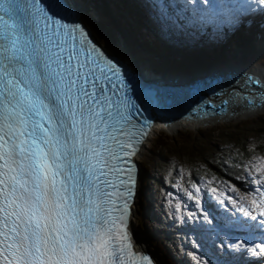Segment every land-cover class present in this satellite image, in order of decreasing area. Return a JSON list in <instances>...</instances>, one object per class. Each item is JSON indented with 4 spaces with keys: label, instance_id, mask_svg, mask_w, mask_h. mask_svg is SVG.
<instances>
[{
    "label": "snow or ice",
    "instance_id": "obj_1",
    "mask_svg": "<svg viewBox=\"0 0 264 264\" xmlns=\"http://www.w3.org/2000/svg\"><path fill=\"white\" fill-rule=\"evenodd\" d=\"M88 36L42 0H0V264H152L126 231L151 122Z\"/></svg>",
    "mask_w": 264,
    "mask_h": 264
},
{
    "label": "rangeland",
    "instance_id": "obj_2",
    "mask_svg": "<svg viewBox=\"0 0 264 264\" xmlns=\"http://www.w3.org/2000/svg\"><path fill=\"white\" fill-rule=\"evenodd\" d=\"M75 1L83 8L82 22L90 30L95 40L106 48L115 50L139 63L140 71H145L143 73L160 74L167 77V75L209 74L211 71L224 73L222 72L223 68L264 69V50H254L251 46L231 49L225 42L222 32L216 26L210 31L215 39V44L212 47L209 41L192 45V41H187L184 35L183 41L176 45L181 53H175L165 48L160 41L162 35L154 33L155 31L152 29L155 27L160 30L167 26L165 16L158 15L153 8L152 0H129L133 1L134 6L122 8L123 3H119L121 9H116L112 5L113 13L119 20L125 23L127 28L136 30L151 48V51L146 52L147 56L139 57V46L137 44L134 46L130 42L129 36L119 32L110 36L103 34L97 27V17L99 11L103 10V2L110 0ZM117 1L121 2L122 0ZM227 1L231 4L232 9H234V5L235 8L240 9V6L233 0H225L221 7H224L226 14H229L225 10ZM200 2L204 8L207 7L205 0H200ZM149 8L153 11L151 12ZM207 8L209 9V7ZM243 9L248 10V14L255 15L253 9ZM255 10L261 12L262 16L264 15V6L258 5ZM128 11L135 15V21L131 19ZM223 17L228 21L227 16ZM178 29L177 26H174V32ZM181 32L182 34L186 33L184 30ZM255 32L256 28H250L249 35H254ZM167 61H172L171 64L183 67V69L178 72L158 71V63H167ZM209 75L211 76V74ZM226 101L224 100L223 104H226ZM237 137H245L249 141L263 140V107L251 114L248 113V115L207 122L205 125H198L197 128L185 126L173 132L163 129L151 131L148 139L142 144L141 154L134 156L140 175L133 197L135 208L129 219L133 222L132 225L136 233H141L146 238L148 251L151 254L154 252L163 264L171 263L166 261L165 257L155 248V243L144 234V224L162 231L167 249L178 257L181 264H219V261H227L225 259L232 258L236 253L245 260L260 255L254 254L253 249L256 253H260L259 248L254 244L256 240L260 239L261 243H264V228L260 227V221L264 217L259 215L260 207L251 204L252 200L249 199L247 189L259 205L260 201L264 199V196L261 195L264 193V187H261L260 184L244 182L246 190L239 189L234 184H222L220 188L215 189L212 201L220 198V201L215 200L214 202L219 204L222 210L227 211L232 218H235L232 224L226 222L225 225L219 224L218 226V224H214L213 218L202 209L203 192L201 189L194 184L187 186L186 178L190 173L189 156H194L197 149L202 152H221L223 146L230 144ZM150 157L153 158L151 163H149ZM145 170H147V174ZM141 185H146L147 189L149 205L146 209L141 206L139 201ZM206 207L208 204L205 202L204 209ZM247 212L257 219L253 220L245 215ZM237 214H239L241 222L237 221ZM222 218L225 221L229 219ZM233 224L236 227H233ZM250 224L255 225L256 228L253 227L251 230ZM223 227L226 231H222Z\"/></svg>",
    "mask_w": 264,
    "mask_h": 264
},
{
    "label": "trees",
    "instance_id": "obj_3",
    "mask_svg": "<svg viewBox=\"0 0 264 264\" xmlns=\"http://www.w3.org/2000/svg\"><path fill=\"white\" fill-rule=\"evenodd\" d=\"M80 1L83 2V0ZM190 2L195 11H197V0H190ZM119 3H123L124 6ZM151 3H153V8H155L158 15H163L165 16L164 18H166L167 26L165 29L158 30L155 27H152V29L157 34L159 33L162 35L160 41L167 50L181 53L180 49L176 48V45L183 41L184 35L187 41H192V45L203 44L210 41V31L214 26L222 27V36L231 49H240L241 46H251L254 50H264V27L260 26L258 21L255 22V26L257 27L255 34L249 35L250 28L246 27L248 24L234 22L232 23L233 26L228 29L227 25L217 16L218 12L206 9L203 10V15L200 14L199 16H195L194 12L186 9L182 0H152ZM112 5H114L116 9H121V7H132L134 3L129 0H122L121 2L117 0L104 1L103 10L99 11L97 17V27L99 30H101L103 34L110 36H114L116 32L122 33L123 35L126 34L129 36V40L134 46L135 44L139 46V57L147 56L146 52L149 50L151 51V48L148 47L146 41L136 30L127 28L125 23L119 20L113 13L114 8ZM214 6V10H216V8L218 9L217 4H214ZM149 9L151 12L153 11L151 8ZM129 16L135 21L136 18L133 13L129 12ZM228 23L230 24L231 22ZM174 26L179 28L178 31L174 32ZM183 30L186 31V33L182 34L181 31ZM208 36L210 37L207 38ZM213 40H215L214 36ZM210 45L212 47L211 43ZM171 62L172 61L158 63L157 70L178 72L183 69V67H177L175 64H171ZM199 150L200 149H197L195 151L194 156H189L188 168L190 169V173L187 177L188 179L186 178L188 182L187 186L194 184L201 189L203 192L201 200L202 209L209 214L208 216L213 218L214 224L217 225V218H219V215L229 218V214L222 210L219 204L214 202L215 200L220 201V198H216L212 201V199H214L215 189L220 188L222 184H234L239 189L246 190L244 182L247 184H255L256 181L264 176V172L258 170L264 169V159H262L264 158V138L263 140L249 141L245 137H237L234 138L230 144L223 146L222 150H220L221 152H202ZM149 161V163L153 162V158L150 157ZM145 171L147 174V170ZM145 186L146 185H141V199L139 201L141 206L146 209L148 208L149 201L147 200V189ZM247 192L250 200L255 199L249 193L250 191L248 189ZM205 202L208 204V207L204 209ZM221 229L222 231H226L224 227ZM143 232L155 243V248L165 257L166 261H169L171 264H181L178 257L167 249L162 231L144 224ZM258 244H261V239L256 240L254 245L257 246ZM225 260L227 261H219L218 263L264 264V253H260L259 256L247 260L236 253L232 258Z\"/></svg>",
    "mask_w": 264,
    "mask_h": 264
},
{
    "label": "bare ground",
    "instance_id": "obj_4",
    "mask_svg": "<svg viewBox=\"0 0 264 264\" xmlns=\"http://www.w3.org/2000/svg\"><path fill=\"white\" fill-rule=\"evenodd\" d=\"M70 2L79 9V17L82 20L84 18V15L81 14L83 8L75 0H70ZM107 50L125 60L133 69L149 79L151 86L160 90H167L169 93L164 98H168L170 95L177 98L180 103L178 107L170 103H168L169 105L159 103L155 105L158 109L155 111L156 122L163 123L166 130L170 132L182 128L181 126L184 124L193 125L192 128H195L200 124L205 125L207 122L229 120L234 116H244L260 108L262 109V107L264 108V69L223 68L222 72L224 73L222 74L226 77L224 84L218 83L212 78L214 74L212 71L209 73L211 76L206 73H196L193 76L167 75V77H163L160 74L143 73L145 71H140L139 63L130 60L115 50L109 48ZM172 91L174 92L171 94ZM225 99L230 100L231 104L225 112L220 114L219 109L224 106L223 101ZM165 105L169 110L163 108ZM189 107L192 108L191 111H189ZM201 108H205L207 111L204 115H200V111L197 112ZM142 144H139V150L135 156H139L143 151ZM139 175L137 168L136 189ZM134 208L135 205L132 200L129 216L133 214ZM132 223L129 219L127 229L133 247L140 251H148L146 238L141 233H136ZM152 256L156 264H163L154 252Z\"/></svg>",
    "mask_w": 264,
    "mask_h": 264
},
{
    "label": "water",
    "instance_id": "obj_5",
    "mask_svg": "<svg viewBox=\"0 0 264 264\" xmlns=\"http://www.w3.org/2000/svg\"><path fill=\"white\" fill-rule=\"evenodd\" d=\"M223 77L226 78L224 74H223ZM224 78H222V79H224ZM155 89H156V87H153L151 85L148 86L147 83H144L143 96H144V99H145V103L147 102L148 104H151V102H152L151 101V98H152L151 96H152L153 93L156 92ZM159 96H160V94H159ZM225 100H227V99H225ZM176 101H177V99L175 98L174 102H176ZM227 101H229V100H227Z\"/></svg>",
    "mask_w": 264,
    "mask_h": 264
}]
</instances>
